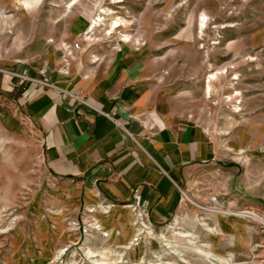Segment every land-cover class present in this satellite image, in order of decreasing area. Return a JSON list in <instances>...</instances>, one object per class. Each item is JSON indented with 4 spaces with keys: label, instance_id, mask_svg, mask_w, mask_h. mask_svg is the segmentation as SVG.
Here are the masks:
<instances>
[{
    "label": "rangeland",
    "instance_id": "rangeland-1",
    "mask_svg": "<svg viewBox=\"0 0 264 264\" xmlns=\"http://www.w3.org/2000/svg\"><path fill=\"white\" fill-rule=\"evenodd\" d=\"M15 1L0 0V10L20 19L14 34H7L9 19L0 18V67L25 63L39 76L42 72L54 79L65 66L68 74L62 75L71 82L77 70L61 62L70 61L62 43L72 46L90 70L97 66L90 60L98 52L104 58L91 76L95 93L131 108L167 109L170 115L206 128L215 139L223 153L219 163L189 179L198 203L205 204L214 193L232 211L264 207V0H128L121 5L80 0L72 9L69 6L76 0H44L36 14L16 10ZM98 8L130 21L131 26L121 32L138 38L139 45L124 46L118 35L104 37L109 21L86 38L84 29ZM203 12L210 22L199 40L196 19ZM228 25L235 27L221 29ZM18 32L24 38L21 49L12 47ZM99 39L103 40L92 43ZM249 57L258 60L250 62ZM125 61L130 65L121 69ZM230 64L233 69L207 99L204 87L209 76ZM235 75L240 80L232 82ZM100 77L108 80L106 87L98 82ZM234 91L243 95L239 113L226 100ZM23 106L18 103L9 109L5 125L0 122V264H258L252 253L255 227L244 218L204 215L189 205L184 208L187 222L196 221L175 226V232L167 227V232L168 224L148 226L133 208L129 210L133 218L121 208L96 209L102 204L100 194L91 195L49 172L43 136ZM240 151L249 159L247 165L236 160ZM90 208L96 212L90 213ZM126 219L133 220L134 231L128 235ZM201 224L214 233L208 234ZM141 225L152 228L154 239L147 229L132 245ZM180 228L191 232L195 243L179 235ZM109 230L111 236L104 237ZM167 243L183 249L180 258L171 254ZM196 245L210 246L213 258L196 253ZM90 251L97 257L90 259Z\"/></svg>",
    "mask_w": 264,
    "mask_h": 264
},
{
    "label": "crops",
    "instance_id": "crops-1",
    "mask_svg": "<svg viewBox=\"0 0 264 264\" xmlns=\"http://www.w3.org/2000/svg\"><path fill=\"white\" fill-rule=\"evenodd\" d=\"M43 2L16 0L15 8L36 14ZM8 12L0 10V18L9 19L6 33L14 34V24L20 19L8 16ZM90 23L84 29L85 36L91 34ZM23 43L24 38L18 32L12 47L21 49ZM48 43L54 41L48 40ZM62 45L70 61L62 59L61 62L69 68L74 65L77 70L71 76H76L71 82L66 80L69 69L65 66L57 71L54 79L45 77L42 72L39 76L25 63L11 68L0 67V122L5 125L9 109L14 110L18 103L23 104L27 119L38 126L43 136L44 160L49 172L55 177L75 182L91 195L100 194L102 204H97L96 209L101 205L109 210L121 208L133 218L129 211L133 208L148 226L168 224L164 227L167 232L169 225H191L196 219L187 222L188 216L178 187L191 192V175L211 165L217 166L223 153L215 139L206 128L201 129L170 115L167 109L131 108L104 94L95 93L93 77L103 65L101 61L104 57L94 53L90 63L97 66L90 70L86 68L82 56L75 55L72 46ZM123 65L130 64L123 62L121 69H124ZM20 77L35 82L23 81ZM45 81L54 87L47 89L41 86L39 82ZM98 82L103 83V87L108 84V80L106 83L102 77ZM77 96L86 97L93 108L80 104ZM99 112L114 114L123 126L117 127ZM143 212L148 214L145 218ZM132 221H124L126 235L134 231L131 228L133 224L130 226ZM205 221H209L208 218ZM204 225L201 224L205 228ZM179 231L193 235L182 228Z\"/></svg>",
    "mask_w": 264,
    "mask_h": 264
},
{
    "label": "bare ground",
    "instance_id": "bare-ground-1",
    "mask_svg": "<svg viewBox=\"0 0 264 264\" xmlns=\"http://www.w3.org/2000/svg\"><path fill=\"white\" fill-rule=\"evenodd\" d=\"M80 0H76L73 3L70 4L69 8H73L74 6L77 5V3ZM128 0H112L111 4L114 5H121V4H125ZM186 3V2H185ZM183 3V4H185ZM98 12L96 14V16L94 17V19L92 20V22L90 23V31L91 33H93L95 31V29L97 28H101V27H105L106 26V21H109V26L108 28L105 30V36L108 38H111L115 35H118V39L121 43L125 44V45H130V44H135L134 46H138L139 45V40L134 39L133 36L129 35V34H124L121 32V29H127L128 27L131 26V22L128 21L127 19L118 16V13H115L113 10L107 9V8H98ZM209 22H210V17L207 13L203 12L202 14H200L198 16V18L196 19V28H197V32H198V38L199 40H203V37L205 36V33L209 27ZM235 27V25H228V26H221V29H225V28H232ZM89 31V32H90ZM88 36V35H87ZM86 36V38H87ZM91 38H89L88 40H90ZM214 45H218V43H215ZM76 50V49H75ZM250 62H255L258 60V58L256 57H249L247 59ZM229 69H233V65L230 64L229 68L224 67L223 69H218L216 73L212 74L209 76L205 87H204V95L206 96L207 99H211L213 97V95L216 92V87L215 84L219 83L221 81L222 78H227L228 73H229ZM240 80L239 75H235V77L232 79V82H237ZM236 83H232V87L235 86ZM226 100H228V102L233 106V110L235 111V113H239L241 111V103L243 100V95L241 92L239 91H234L233 95L229 96L226 98ZM236 160L242 162L243 164H248L249 159L246 157H243V152L240 151V154L237 155ZM184 203V207H187V205ZM96 210L93 208H90V213H95ZM135 212V211H133ZM225 218V217H224ZM201 220L205 221L206 218H201ZM204 225V224H203ZM206 230L208 231V233L212 234L213 233V229L209 228V226L207 224L204 225ZM98 227V226H97ZM149 229L147 227V225H141L138 227V230H136L137 236L134 237L133 241L130 242L132 245H135L134 242L136 241H140L137 240L138 238H140L141 236H143V234L146 233V230ZM168 229H171L172 231H176V227L175 225H171ZM178 230V229H177ZM180 233L179 235H181L182 237H185L189 240L190 243H195L194 241L195 236L194 235H190L189 233ZM111 232L109 230L108 233L104 234L103 236L106 238H109L111 236ZM149 235H150V239H154V233L152 230L149 229ZM149 237V236H147ZM165 238V239H164ZM164 243H166V236L164 237ZM143 240V239H142ZM141 243V242H140ZM166 245H168V247L173 250L171 251L173 255H178L181 256V254L183 253V249L180 248H171V246L167 243ZM210 246H202V245H196L194 247V251L196 253H199L201 255H203L206 258H213L212 254H211V250L209 249ZM107 251V250H106ZM109 251V250H108ZM62 253V252H61ZM60 253V254H61ZM94 252H89L88 256L90 257V259L94 258ZM60 256V255H59ZM97 257V256H95ZM104 258H108L109 256H106L105 254L103 255ZM180 258V257H179ZM183 258V257H182ZM181 258V259H182ZM217 261V260H216ZM221 261V260H219ZM227 263V262H226ZM100 264V263H99ZM210 264H213L210 262Z\"/></svg>",
    "mask_w": 264,
    "mask_h": 264
},
{
    "label": "built area",
    "instance_id": "built-area-1",
    "mask_svg": "<svg viewBox=\"0 0 264 264\" xmlns=\"http://www.w3.org/2000/svg\"><path fill=\"white\" fill-rule=\"evenodd\" d=\"M79 51V45H76V48ZM23 81H27L28 78L20 77ZM41 86L49 89L53 88L54 85L49 81L39 82ZM77 100L80 104L87 105L92 107L87 101L86 97L77 96ZM93 108V107H92ZM101 115L111 119L117 127H122V122L117 120L114 114L99 112ZM135 119V117H131ZM179 193L181 195V203L185 202L187 206L192 205L200 213L204 215H213V216H229V217H238L244 218L248 222H251L254 225L255 235L257 237V243L252 247V253L254 258L257 260L258 264H264V207L256 209H248L244 211H232V207L227 206L226 203L221 199L219 195L211 193L205 204H200L196 201V197L192 195L187 189L178 187ZM186 208V207H185ZM144 218L148 215L147 213H142Z\"/></svg>",
    "mask_w": 264,
    "mask_h": 264
}]
</instances>
